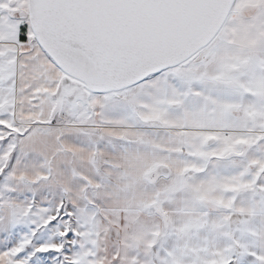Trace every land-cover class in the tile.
<instances>
[{"label":"snow or ice","instance_id":"obj_1","mask_svg":"<svg viewBox=\"0 0 264 264\" xmlns=\"http://www.w3.org/2000/svg\"><path fill=\"white\" fill-rule=\"evenodd\" d=\"M0 264H264V0H0Z\"/></svg>","mask_w":264,"mask_h":264}]
</instances>
